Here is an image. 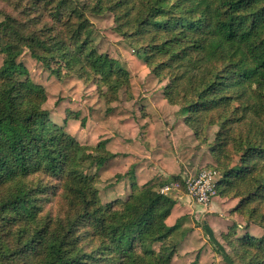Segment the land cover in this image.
Instances as JSON below:
<instances>
[{"label":"trees","instance_id":"obj_1","mask_svg":"<svg viewBox=\"0 0 264 264\" xmlns=\"http://www.w3.org/2000/svg\"><path fill=\"white\" fill-rule=\"evenodd\" d=\"M3 1L0 264H174L178 223L166 222L175 199L158 192L164 182L134 181L122 201L101 202L90 169L118 154L102 141L82 144L52 120L44 86L19 59L26 50L46 70L97 79L105 101L116 100L130 88L129 72L95 43L87 13L112 16V32L164 82L163 97L179 105L196 139L217 126L215 196L236 199L231 211L244 221L221 233L225 256L264 264V0Z\"/></svg>","mask_w":264,"mask_h":264},{"label":"rangeland","instance_id":"obj_2","mask_svg":"<svg viewBox=\"0 0 264 264\" xmlns=\"http://www.w3.org/2000/svg\"><path fill=\"white\" fill-rule=\"evenodd\" d=\"M79 1L83 2L84 0ZM3 10L9 11L10 7L2 0L0 1V20ZM14 11L18 14V19H24L17 9ZM17 14L14 15L17 16ZM87 17L93 23L95 43H98L100 50L107 51L129 72L130 88L129 90L124 87L119 89L116 100L109 103L105 101L103 93H105L106 87L97 79L86 81L72 71L60 70L56 74L46 70L26 50L19 59L26 66L29 77L44 86L47 93L44 107L49 110L51 119L63 124L66 130L74 134L82 144L95 146L99 141H102L107 149L106 142L109 138L103 137L105 134L111 133L121 134L126 140L123 143L114 144L113 148L129 150L127 153L117 151L116 159H109L101 166H93L90 169V172H97L95 186L98 189L101 202L122 201L130 193L131 184L134 181L125 182L128 177L124 175L119 177L116 174H124L128 169L134 173V164L129 163L123 156L135 153L141 157L142 153L136 151L137 149L135 150L134 147H130L131 144L137 145L139 149L154 150V157L159 156L161 152H166L165 154L169 156L171 148L177 147L176 152H178L181 162L185 161V163L181 165L175 175L181 176L185 172L187 175H195L202 168L210 169L209 167L215 163L210 146L217 126L214 125L207 129L205 141L196 139L192 131V137L185 135L181 130H177L171 135L172 129L178 123L176 119L181 118L183 121L184 115L180 113L179 105L169 104L163 97L161 86L164 82L160 83L150 73L143 60L135 56L134 51L125 40L112 32L113 20L109 13L99 16L87 13ZM1 62L2 55L0 54V64ZM153 112H156V116L159 118L152 127L149 126V123L151 122L150 114ZM191 138L194 145L188 141ZM94 154L98 156L103 152H94ZM153 155H150L151 158ZM194 156H199V159ZM215 177L217 178V173ZM169 178V175H155L148 181L158 186L168 181ZM180 194L184 195L185 193L181 191ZM177 197L179 196L173 197L175 202ZM190 200L191 203H195L193 206L187 210L176 209L174 212L171 210L172 216L170 215L166 219L169 225L178 223L170 239L172 243L176 244L173 263L233 264L225 256V252L231 254V251L222 240L223 230L213 234V231H210L211 227L209 229L210 224L216 219L214 216L218 213H223L225 216L226 212L208 211L211 200L207 204ZM45 206L46 208L52 207L53 202L46 199ZM229 209L231 213H234L231 211V207ZM234 216L230 219V223L235 222L239 230L244 225V221L239 214L236 213ZM249 231L252 233L262 232L256 226H250ZM217 237L220 238L221 243L215 241ZM234 262L238 264L237 261L234 260Z\"/></svg>","mask_w":264,"mask_h":264},{"label":"crops","instance_id":"obj_3","mask_svg":"<svg viewBox=\"0 0 264 264\" xmlns=\"http://www.w3.org/2000/svg\"><path fill=\"white\" fill-rule=\"evenodd\" d=\"M150 110V109H149ZM148 110V111H149ZM151 112V110H150ZM150 114V113H149ZM151 116V122H150V117H149V126L154 125V123H156V121L158 120L159 116H156L157 113L153 112L150 114ZM178 121L177 125L175 128L172 129L171 131V135H173L177 130H181L182 132L185 133V135H189V137L192 135L191 134V130L183 123V121L181 120V118L176 119V122ZM89 127V126H88ZM89 129V128H88ZM109 138V140L106 142V148L110 151V152H114L116 153L117 151H120L122 153H127L128 151L126 150H118L116 148H113L114 144H117L118 142L123 143V141H126L124 139V137H122L121 134H114L111 133L109 135H106L103 138ZM192 137V136H191ZM137 143L138 140L136 139ZM191 145H194L192 138L190 140H188ZM130 147H134L136 151H141L142 156L138 157L135 153H130L127 154L125 156H123L125 159H127V161H129V163L134 164V173H133V178H127L125 179V182H129V181H135L138 184L144 183L148 180H151L152 178L155 177V175H175L177 173V170H179L181 168V165H184L185 161L181 162V159L178 156V152H176V148L175 146H173V148H171V155H167L165 154L166 152H161L159 156L154 157V150H149L148 148L145 149H139L137 147V145H130ZM143 150H145V152H142ZM193 151V150H192ZM147 153V154H146ZM169 153V154H170ZM150 155H153V157L151 158ZM118 157V155L116 157H114L115 159ZM196 157V159H199V156H194V158ZM192 175V174H190ZM181 176L183 177H187L189 175H187V173L185 172L184 174H181ZM236 199H226V198H221L219 196H213L210 203H209V210L208 211H212V212H217L216 210H221L222 212H226L225 216L223 215V213L221 214H217L216 216H214L216 219L214 220L213 223L210 224L209 229L213 234L217 233L220 230H224V228L230 223V219L233 217H235L234 215L236 213H231L229 210V208L233 207L236 203ZM193 204L195 203H191L190 198L184 194V195H180L179 197H177V201L175 202L172 210L173 212L176 209H182V210H187L190 208V206H193ZM171 215V214H170ZM169 215V216H170ZM215 215V214H214ZM172 216V215H171ZM168 221V220H167ZM168 224V222H167ZM215 241H218L217 243H221V240L219 237H217V239Z\"/></svg>","mask_w":264,"mask_h":264},{"label":"built area","instance_id":"obj_4","mask_svg":"<svg viewBox=\"0 0 264 264\" xmlns=\"http://www.w3.org/2000/svg\"><path fill=\"white\" fill-rule=\"evenodd\" d=\"M216 172L213 169L202 168L197 174L185 176L183 184L178 180L164 182L158 192L166 196H180L181 191L192 200L207 204L215 196Z\"/></svg>","mask_w":264,"mask_h":264}]
</instances>
